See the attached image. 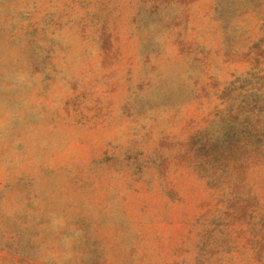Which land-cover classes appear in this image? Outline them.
<instances>
[{
  "label": "rangeland",
  "instance_id": "obj_1",
  "mask_svg": "<svg viewBox=\"0 0 264 264\" xmlns=\"http://www.w3.org/2000/svg\"><path fill=\"white\" fill-rule=\"evenodd\" d=\"M0 264H264V0H0Z\"/></svg>",
  "mask_w": 264,
  "mask_h": 264
}]
</instances>
